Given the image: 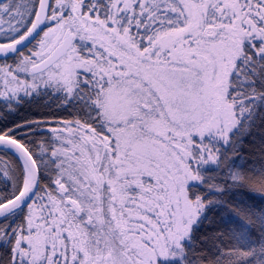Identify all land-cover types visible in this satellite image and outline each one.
Returning a JSON list of instances; mask_svg holds the SVG:
<instances>
[{"label": "snow or ice", "instance_id": "snow-or-ice-1", "mask_svg": "<svg viewBox=\"0 0 264 264\" xmlns=\"http://www.w3.org/2000/svg\"><path fill=\"white\" fill-rule=\"evenodd\" d=\"M0 264H264V0H0Z\"/></svg>", "mask_w": 264, "mask_h": 264}]
</instances>
